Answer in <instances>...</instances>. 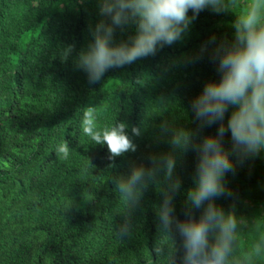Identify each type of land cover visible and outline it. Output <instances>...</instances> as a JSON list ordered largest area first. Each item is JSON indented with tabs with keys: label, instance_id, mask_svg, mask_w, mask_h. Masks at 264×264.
I'll list each match as a JSON object with an SVG mask.
<instances>
[{
	"label": "trees",
	"instance_id": "1",
	"mask_svg": "<svg viewBox=\"0 0 264 264\" xmlns=\"http://www.w3.org/2000/svg\"><path fill=\"white\" fill-rule=\"evenodd\" d=\"M235 18L202 11L182 42L89 84L76 63L101 19L97 0H0V264H167L170 249L155 214L161 185H150L132 215L130 235L119 238L124 205L114 181L127 176L133 162L147 165L149 154L169 150L159 134L163 120L195 127L189 100L218 76L206 59L189 58L210 35L230 37ZM133 32L117 30L116 41ZM69 45L73 51L64 59ZM88 107L98 129L126 122L137 151L110 167L106 145L82 132ZM131 126L141 135L134 136ZM65 141L69 154L62 158L56 149ZM177 161L183 183L175 214L184 219L195 157L178 153ZM226 181L236 199L215 202L226 211L235 204L245 219L230 258L238 261L264 235V153L237 166ZM157 245L164 248L160 256Z\"/></svg>",
	"mask_w": 264,
	"mask_h": 264
},
{
	"label": "clouds",
	"instance_id": "2",
	"mask_svg": "<svg viewBox=\"0 0 264 264\" xmlns=\"http://www.w3.org/2000/svg\"><path fill=\"white\" fill-rule=\"evenodd\" d=\"M97 4L101 19L90 29L92 39L76 63L89 84L98 83L110 69L154 57L164 47L182 42L202 11L235 14L230 37L210 35L189 58L190 63L206 59L218 76L206 81L202 91L189 100L195 127H176L163 120L159 134L167 137L169 150L149 154L147 165L133 162L128 175L114 181L124 205V222L116 235H130L132 215L145 193L150 185H161L162 199L155 214L170 249L167 264H178V260L179 264H257L264 257V235L241 259H230L245 219L236 215L235 204L226 211L215 201L235 200L226 177L264 153V0H97ZM129 29L134 32L117 42V30ZM72 51L69 45L63 58ZM214 126L215 134H205ZM128 128L126 122H114L98 129L94 108L84 110L82 132L93 144L106 145L110 167L117 157L137 151ZM131 133L139 136L141 130L131 126ZM56 153L67 158V141L57 146ZM178 153L195 157L192 186L186 190L182 208L184 219L175 214V199L183 183L177 174ZM154 252L160 256L164 248L157 245Z\"/></svg>",
	"mask_w": 264,
	"mask_h": 264
}]
</instances>
